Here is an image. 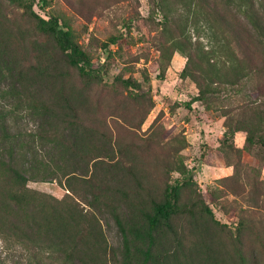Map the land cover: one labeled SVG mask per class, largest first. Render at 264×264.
<instances>
[{
  "label": "rangeland",
  "instance_id": "obj_1",
  "mask_svg": "<svg viewBox=\"0 0 264 264\" xmlns=\"http://www.w3.org/2000/svg\"><path fill=\"white\" fill-rule=\"evenodd\" d=\"M203 2L242 30L239 56L254 73H230L200 96L184 70L198 68L194 47L207 40L190 29L192 50L169 42L184 31L183 4L166 8L170 37L154 0H46L45 11L34 4L39 16L58 17L101 69L87 80L24 8L0 0V264H32L28 238L45 220L59 228L50 230L55 241L71 229L90 244L99 232L98 262L142 264L153 203L176 182V208L154 229L146 264H264V150L246 139L264 135V54L244 16L223 0ZM3 164L25 176L37 200L16 207V179Z\"/></svg>",
  "mask_w": 264,
  "mask_h": 264
},
{
  "label": "trees",
  "instance_id": "obj_2",
  "mask_svg": "<svg viewBox=\"0 0 264 264\" xmlns=\"http://www.w3.org/2000/svg\"><path fill=\"white\" fill-rule=\"evenodd\" d=\"M12 1L24 8L34 22L37 31L51 38L58 50L65 55L68 63L78 69L82 78L95 80L102 74L101 69L96 68L91 63L89 56L72 40L70 31L58 17L48 16L45 19L35 12L33 9L34 4L41 11H45L46 0H26L25 3H22L21 0ZM154 1H156V7L165 12L163 30L169 37L172 31L168 29L173 22L167 15V6L171 5V2H174L175 4H183L185 7L187 14L183 26L184 31L182 30L179 34L171 36L169 40L173 50L183 51L186 44L187 46L190 45V50L193 49L191 41L184 38L186 31L189 33L192 30L195 32L196 37H202L207 40L209 45L207 48L203 47L201 43H197V47H194L197 62H199L198 68L195 67L194 72H187V69L184 70V73L197 84L200 96H205L211 92L210 87L213 83H227L228 80L226 78L230 73L235 77L239 76V78L240 76L246 77L254 73L252 71L253 68L250 67L252 61L239 56L244 46L241 37L242 30L228 22L216 9L208 8L209 10H203L201 4L208 5L203 0ZM223 2L244 16L253 31L255 45L264 54V5L256 7L254 0H223ZM113 43H115V39H109L105 48L107 49L109 44ZM189 55L188 61L191 62V56ZM104 60H102V63ZM192 62L196 63L195 60H192ZM242 72H245V74ZM116 80L125 87L140 89V85L135 84L131 80L118 78ZM186 106L189 108V105ZM248 108L249 106L247 105L246 109ZM246 133L248 143L257 144L264 150V135L255 136L251 132ZM3 166L16 179V194L10 195V200L16 204V207L23 209L32 204L34 199L37 200L38 197L35 193L33 195L27 193L25 189L27 179L25 176L6 164H3ZM179 189L180 184L176 182L167 191L162 202L153 203V215L148 216V226L145 232L148 239V247L144 253L142 264H146L149 259L154 229L158 226L160 220L168 223L173 209L176 208ZM203 209L206 214L211 215V210L208 207L205 206ZM43 222L46 224L40 227L37 236L35 238H28L29 246L35 250L32 253V264H103L102 262H98L101 256L94 251L101 248L99 242L95 239L97 234L100 235L99 232L91 236L93 243L90 244L81 241L80 236L76 238L71 229H68L61 237L58 236L55 241L50 238L53 236L50 234V230L59 229L55 227L56 223L49 220ZM116 223L119 225L124 236V247L127 249L124 229L118 218L116 219ZM67 224L64 225H70L69 222ZM93 257H96V260Z\"/></svg>",
  "mask_w": 264,
  "mask_h": 264
}]
</instances>
